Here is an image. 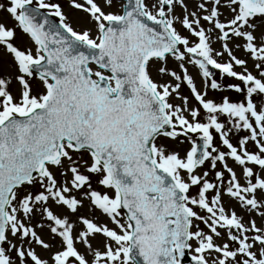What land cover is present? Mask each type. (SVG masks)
<instances>
[{
    "label": "snow or ice",
    "instance_id": "obj_1",
    "mask_svg": "<svg viewBox=\"0 0 264 264\" xmlns=\"http://www.w3.org/2000/svg\"><path fill=\"white\" fill-rule=\"evenodd\" d=\"M0 264H264V0H0Z\"/></svg>",
    "mask_w": 264,
    "mask_h": 264
}]
</instances>
